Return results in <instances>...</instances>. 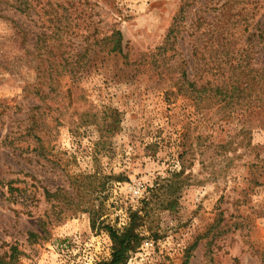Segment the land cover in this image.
I'll use <instances>...</instances> for the list:
<instances>
[{
	"label": "rangeland",
	"instance_id": "374dc122",
	"mask_svg": "<svg viewBox=\"0 0 264 264\" xmlns=\"http://www.w3.org/2000/svg\"><path fill=\"white\" fill-rule=\"evenodd\" d=\"M47 1L0 11V261L99 264L136 216L127 264H264V0H76L53 59L113 30L123 55L88 47L75 82L34 44Z\"/></svg>",
	"mask_w": 264,
	"mask_h": 264
},
{
	"label": "trees",
	"instance_id": "16d2710c",
	"mask_svg": "<svg viewBox=\"0 0 264 264\" xmlns=\"http://www.w3.org/2000/svg\"><path fill=\"white\" fill-rule=\"evenodd\" d=\"M75 1L76 0H66V2L68 3V8H64L62 4L59 5V3H55L56 5L54 12L55 19L46 20V23L49 22L50 26H48L47 29H45L39 35H36V41L34 42L37 50L43 53L40 56L51 57L48 58L49 60L56 58V56L54 55L55 49L61 46V45H57V42L61 40L62 36L65 34V31L67 29H71L72 23L75 24L77 20L82 19V15H81L82 12L79 15H77L75 18L72 17V15L75 14L77 10L76 5L74 4ZM48 5L53 7L54 2L47 1L46 3H44V0H0V11L14 10L15 13L23 16L24 19H28V21L31 20L33 23H35V20H37V22L40 23L41 21H44V19L42 20V17L38 15L36 17L34 12H36L35 10L39 6H41V11H44ZM79 5L83 6L84 4L83 2H81L79 3ZM72 8L75 9L72 11ZM185 8H186V4H183L181 6L179 14H182L185 11ZM59 9H63V12H60ZM69 9L71 10V12H69L68 14ZM45 13L49 14L50 12L48 11L44 12V15ZM96 24H98V22ZM18 25L16 26L19 27ZM41 28H44V25L41 26ZM17 33L20 34L19 31ZM172 33H174V29L170 30L167 37V41L170 40ZM262 33L263 31L261 30V36L259 37L260 41H262L263 39ZM24 34L25 36L29 37V32L26 31ZM91 37L93 38L92 40L90 39ZM122 41L123 38L121 33L115 30H113L109 34H104L100 38H94V34H92L91 36L87 37L86 41H84L86 45L84 46H82V44L77 45L78 47H76L77 49L75 56L61 59V61L53 59L54 60L53 63H50L51 69L54 67L55 71L58 70V74L63 76L69 73L71 80L75 82L76 80L74 79V77L79 76L83 72V69L87 64V62H85L87 56L84 52H87L88 47L99 45L101 50H105V51L107 50L108 53L110 54L115 53L117 55L122 56L123 55ZM123 58L125 57L123 56ZM235 68H239V67H235ZM258 72H260V70ZM186 78L187 75L184 72L182 76V80L180 79V82H182V86L179 89V91L180 90L182 91L184 90V88L187 87L184 90L185 93L183 95H186V92L189 91L192 94L191 98H193L195 101H200V100L202 101L207 99L209 100L212 98L219 99L225 90L223 88H220L219 86L212 88L210 87L212 86L210 83L206 85L204 84L200 85L198 83H190L188 80H186ZM251 81L254 82V80ZM259 84L260 85H256L257 88L259 89L258 95L256 96L257 98L263 97L264 94V87L262 85L263 84L262 80L261 83ZM254 86L255 85H253L252 88ZM231 87L232 88L230 89V91L233 93L237 92L239 94V97L242 94H244V90H242V88H238V87L236 88L234 84L231 85ZM251 91L253 92V89ZM172 95H174V93H172ZM29 133H30L29 136H31L36 141V143H41L43 141V138L40 137V134L38 133V129L35 128L34 125L31 126V128L29 129ZM135 218L136 216L132 217V222L122 233H119L111 228L108 229L110 237L114 243L113 251L111 254V258L108 261L99 264H127L131 253H134L139 248L140 238L139 235L135 233V228H136ZM10 263L11 262L4 263L3 261H0V264H10Z\"/></svg>",
	"mask_w": 264,
	"mask_h": 264
}]
</instances>
